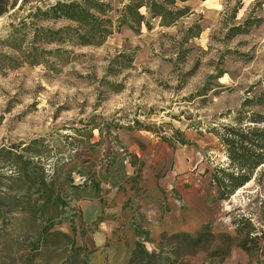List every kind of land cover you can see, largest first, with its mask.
<instances>
[{
    "label": "rangeland",
    "instance_id": "374dc122",
    "mask_svg": "<svg viewBox=\"0 0 264 264\" xmlns=\"http://www.w3.org/2000/svg\"><path fill=\"white\" fill-rule=\"evenodd\" d=\"M55 1L18 0L0 16V213L6 225L20 222L23 234L33 228L29 213L13 205L33 203L25 180L36 175L35 167L26 173L25 160L44 164L47 181L52 180L47 167L56 157H100L103 169L109 157H122L121 137L133 131L160 137L185 157L179 176L192 191L205 193L206 224L214 233L235 235L233 221L243 216L262 225L264 166L256 180L217 201L211 174L227 167L228 157L210 131L229 123L246 99L264 93V0L177 2V8L191 11L171 26L142 8L150 28L144 24L136 32L122 26L100 46H70L62 58L45 52L44 62L32 65L35 28L68 24L32 15L35 7ZM112 5L109 16L117 24L123 5ZM237 26L243 27L240 32H230ZM3 55H11V63ZM262 108L249 107L248 113L264 115ZM248 124L264 127V122ZM164 162L167 175L173 164ZM195 212L192 219L202 218ZM176 264H264V251L249 255L235 247L223 262L211 251L199 252Z\"/></svg>",
    "mask_w": 264,
    "mask_h": 264
},
{
    "label": "trees",
    "instance_id": "16d2710c",
    "mask_svg": "<svg viewBox=\"0 0 264 264\" xmlns=\"http://www.w3.org/2000/svg\"><path fill=\"white\" fill-rule=\"evenodd\" d=\"M113 1L122 4L120 15L117 18V24L109 16L113 12ZM127 1V2H126ZM190 0H57L45 9L35 7L32 15L45 18L47 20L67 21V25L54 27H36L33 33V57L29 63L37 65L44 62V53L47 52L55 58H62L71 53L67 47L70 46H100L106 39L113 34L114 30H120L122 26H127L136 32L142 25L150 28L147 17L141 12L146 8L150 18L161 19L162 26H171L179 19L188 15L191 11L189 7L177 8V2H188ZM18 0H0V16L4 15L11 8H15ZM196 36L200 33V28ZM242 26L232 27V33L242 30ZM193 30V27L189 31ZM8 41V39L6 40ZM44 44L54 45V49L48 51ZM31 52V51H30ZM124 54L119 57H123ZM3 58L11 63V55H3ZM133 57L130 58V62ZM249 107H264V93L260 97L253 96L246 99L242 108L237 114L232 116L229 123L223 124L221 129H212L221 144L224 146L228 157L227 167H218L211 174V183L216 189V200L223 201L230 199L239 189L246 186L253 179H257L258 169L264 166V127L249 125L248 123H263L264 115L262 112H252L249 115ZM264 111V108H262ZM182 144H187L185 139H181ZM122 148V147H121ZM120 149V148H119ZM37 158V157H36ZM41 158V157H38ZM78 157H56L53 164H49L52 171V180H46L44 164H33L32 160H25L23 170L28 172L30 165H34L35 173L31 179L27 176L29 188L32 191L33 203H15L14 208L21 212H28L30 215V224H34L39 219L43 224L44 238L36 243H28L27 246L32 249L41 250L39 253H33L32 258L20 259L22 264H35L36 257L44 256L43 247L47 244L46 236L54 235L55 243H60L63 238L67 241L71 239L67 236L60 237V233H50L51 228L67 220L74 224L78 218V212L69 215L66 207L69 202H74L73 191L83 187L93 180L88 174L77 176L84 178L83 184H76L73 177V171L63 175L61 164L66 162L69 165ZM123 163V158L121 159ZM124 164V163H123ZM66 168V167H65ZM263 175V173L259 174ZM136 178L138 176H135ZM29 179V180H28ZM64 186L67 189L64 190ZM22 189V187H21ZM29 204V206H28ZM262 207V225L257 226L251 217L243 216L233 221L235 235L226 233H214L212 225H204L195 234L178 232L174 234L164 233L162 235V246L159 252H149L145 244L149 240V231L140 220L134 221V229L138 236V242L132 252L128 264H176L183 256H193L199 252H209L218 257L223 262L231 254L233 248H240L249 255L264 251V204ZM13 208V209H14ZM0 219L6 224V218L0 213ZM74 242V241H73ZM71 249L74 257H70L68 264H90L88 257L77 260L82 252L81 248ZM9 248V247H7ZM43 251V252H42ZM174 256V257H173ZM13 261V259H9ZM6 264H9L8 262Z\"/></svg>",
    "mask_w": 264,
    "mask_h": 264
},
{
    "label": "crops",
    "instance_id": "0c3cea01",
    "mask_svg": "<svg viewBox=\"0 0 264 264\" xmlns=\"http://www.w3.org/2000/svg\"><path fill=\"white\" fill-rule=\"evenodd\" d=\"M120 143L131 157L130 165L123 164L122 157H109L99 169L100 157H78L63 169V175L73 171V177L88 174L93 181L73 191L78 211L74 224L63 220L50 230L71 241L63 238L56 244V236L47 235L44 256L36 257L35 264H68L67 260L74 257L73 243L82 250L79 261L88 257L90 264H128L138 242L135 220L149 231L145 244L149 252L160 251L164 233L195 234L210 220L205 193H195L179 176V168L186 162L181 153L176 154L162 138L143 131L126 133ZM165 160L173 164L167 175L162 173ZM197 202L201 203L198 207ZM197 209L202 218L192 219ZM23 231L20 222L11 227L0 221V264H22L20 259L41 251L27 246L44 238L41 221L33 224V235Z\"/></svg>",
    "mask_w": 264,
    "mask_h": 264
},
{
    "label": "built area",
    "instance_id": "2783aa9c",
    "mask_svg": "<svg viewBox=\"0 0 264 264\" xmlns=\"http://www.w3.org/2000/svg\"><path fill=\"white\" fill-rule=\"evenodd\" d=\"M119 152L122 155L123 163L125 165H130L131 164V157L128 154V151L124 147H122V148L119 149ZM75 181H76L77 184H83L85 179L77 177V179H75ZM73 204H74V202L71 201V202H69V207H66V211L68 213H70L71 215H73L75 213V211H76V208H75V206ZM143 228L146 229V226H144Z\"/></svg>",
    "mask_w": 264,
    "mask_h": 264
},
{
    "label": "bare ground",
    "instance_id": "6f19581e",
    "mask_svg": "<svg viewBox=\"0 0 264 264\" xmlns=\"http://www.w3.org/2000/svg\"><path fill=\"white\" fill-rule=\"evenodd\" d=\"M218 141V140H217Z\"/></svg>",
    "mask_w": 264,
    "mask_h": 264
}]
</instances>
